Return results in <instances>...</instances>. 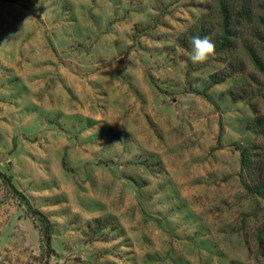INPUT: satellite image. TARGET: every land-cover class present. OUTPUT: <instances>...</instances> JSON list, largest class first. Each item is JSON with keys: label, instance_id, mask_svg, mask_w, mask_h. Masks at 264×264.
Masks as SVG:
<instances>
[{"label": "rangeland", "instance_id": "1", "mask_svg": "<svg viewBox=\"0 0 264 264\" xmlns=\"http://www.w3.org/2000/svg\"><path fill=\"white\" fill-rule=\"evenodd\" d=\"M241 1L193 64L217 0H0V264H264V0Z\"/></svg>", "mask_w": 264, "mask_h": 264}, {"label": "trees", "instance_id": "2", "mask_svg": "<svg viewBox=\"0 0 264 264\" xmlns=\"http://www.w3.org/2000/svg\"><path fill=\"white\" fill-rule=\"evenodd\" d=\"M2 1L17 3L16 0H2ZM217 1L219 2L221 30L216 35H211L210 37L212 42L215 44V52H217L220 48L224 49L223 46L225 45L227 37L229 36V31H230L229 29H231L233 25L243 21L244 19H248V21H250V19L252 20L255 18V16L251 15L249 11L247 12L245 3L241 0H239V2H236V0H217ZM261 8L262 10H264V2L261 5ZM203 29L204 28L200 25L196 26V28L192 27L186 34L183 35V38L179 40L180 47L186 48L189 45L191 38L194 36H199L200 38L208 37L204 33ZM246 49L247 52L252 56L253 54L250 47L246 45ZM254 61L256 64H258L257 60L254 59ZM256 126L258 127V129L259 128L262 129L261 131L264 135V121H261V119L259 118L256 119ZM245 162H246V156L242 150L240 151V165L242 166V168L245 165ZM7 184L12 189L15 197L18 200L23 201L30 216L36 218V220L41 224V228H42L41 231L43 238L45 239V243L49 245L50 237H51L50 235L51 226L48 219L40 211H36L31 208L25 196L22 195L19 191H17L13 187L10 180H7ZM256 193L264 198V185L257 188Z\"/></svg>", "mask_w": 264, "mask_h": 264}, {"label": "clouds", "instance_id": "3", "mask_svg": "<svg viewBox=\"0 0 264 264\" xmlns=\"http://www.w3.org/2000/svg\"><path fill=\"white\" fill-rule=\"evenodd\" d=\"M190 43L192 51L189 58L193 64H202L215 54V44L209 37L194 36Z\"/></svg>", "mask_w": 264, "mask_h": 264}]
</instances>
